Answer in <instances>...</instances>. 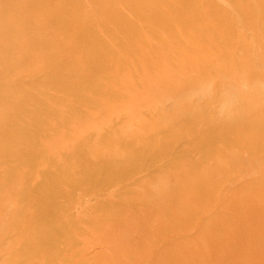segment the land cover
Returning a JSON list of instances; mask_svg holds the SVG:
<instances>
[{"label":"rangeland","instance_id":"rangeland-1","mask_svg":"<svg viewBox=\"0 0 264 264\" xmlns=\"http://www.w3.org/2000/svg\"><path fill=\"white\" fill-rule=\"evenodd\" d=\"M143 1L152 4L150 14L159 11L163 14L168 8L175 10L173 19L170 21L166 16L160 25L164 30H169L170 25L179 27L177 41L191 49L185 57L196 55L201 46L211 50L204 45L203 39L198 37L189 42L187 38L190 32L198 33L200 25L215 29L220 24H227L230 17L233 36L223 43L226 47L219 48V51L226 50L238 40L239 43H247L252 50L262 37H258L257 29L264 31V10L253 8L247 25L235 7L240 0H0V204L15 209V217L20 220L17 228L0 225V264H42L44 261V264H93V261L101 264V260L97 259L103 251L120 257L123 255L124 259L125 244L121 246L114 239L109 241L107 231L103 237L108 226L105 222L117 221L123 213L156 210V189L161 184L171 185L166 179L158 180L163 170L176 165L186 168L189 173L208 170L214 165V154L221 157L228 154L227 151L215 153L212 147L192 150L189 136L175 138L187 127L172 132L168 125L165 128H150L148 125V132L139 137L138 142L136 139L132 142L131 138L122 139L117 134L125 128L123 119L114 117L107 120V115L101 111L81 122L88 125L95 122L101 126V120H104L98 134L91 136L84 133L80 142L68 150L64 139L78 131L79 127H74V131L68 125L74 117L72 112L64 117L62 115L75 109L74 102H85L83 94L76 93L78 90L75 88L79 87L74 84L76 78L71 75L75 77L78 71L85 70L81 78L83 89L84 92L91 89L86 84L101 80L108 75V71L103 67L87 69V61L90 56L97 57L98 62L107 61L106 48L112 46L115 40L118 45L109 53L115 58L119 55L121 60L125 59L121 53L130 41L127 29L130 22L136 23V19L128 16L127 12L131 11L133 3ZM262 1L242 0L252 5ZM156 20L147 19L145 22L155 23ZM76 24L89 34L88 39L79 40L75 36ZM77 30L80 32V28ZM75 39L82 41V46L86 47L71 49L74 46L68 42ZM211 42L221 43L220 36L217 34ZM153 45L157 46V43ZM64 47L70 49L65 51ZM61 51L67 55L64 60L61 58L62 64L57 67L54 62L59 60ZM176 51L174 49L173 52ZM46 53H52L44 61L46 70L39 69L35 56L41 59ZM135 53L132 52L131 57L134 58ZM178 53L183 54L181 50ZM71 61L74 68H70ZM63 64L65 68L60 71L59 67ZM147 66H142V74L138 72L137 75L129 65L128 68L118 67L116 72L122 77L131 73V76L145 79ZM162 70H159L158 76L167 73ZM171 70L173 66L168 65L167 71ZM63 76L71 77V83L61 82ZM97 84L100 88L101 84ZM100 98L95 102L103 105L106 98ZM120 102L130 104L132 100L123 98ZM159 107L167 115L173 103L167 99ZM80 115L83 118L86 116L82 111H79ZM117 118L120 120L117 121ZM134 118V122L153 118L148 121L150 124L159 123L154 119L158 120V113L153 109H139ZM61 139V144L55 142ZM260 145L264 149V138ZM241 151L239 163L221 180L224 191L230 193V197H235L238 187L251 185L262 178L249 163L248 154ZM210 152L213 154L211 157L208 156ZM38 175L40 178H37ZM20 184L25 188L32 185V188L21 192V189L18 191ZM168 202L165 200L164 204ZM216 209L219 211V206ZM256 212H252L253 218L257 217ZM158 219V216L151 215L148 221L158 225ZM34 227L42 228L50 241L42 258L31 263L30 259L22 258L31 245L18 244V238L20 232ZM114 229L119 230L116 226ZM118 235L135 239L139 230L135 227L127 232L120 230ZM191 235L190 230L170 231L163 243L171 245L181 237ZM100 237L103 241L97 242ZM15 240L16 245L10 243Z\"/></svg>","mask_w":264,"mask_h":264},{"label":"bare ground","instance_id":"bare-ground-1","mask_svg":"<svg viewBox=\"0 0 264 264\" xmlns=\"http://www.w3.org/2000/svg\"><path fill=\"white\" fill-rule=\"evenodd\" d=\"M150 5L152 4L148 1L133 3L131 11L127 12L128 16L136 19V23L130 22L127 29L130 41L121 53L122 57L125 55V59L121 60L117 54L115 58L109 53L118 45L117 40L106 48L109 58L107 61L98 62L97 57L90 56L87 69L103 67L108 71V75L104 76L102 81L86 84L91 89L84 92L81 78L84 77L85 70L78 71L76 74L78 78L70 74L76 78L73 81L79 87L75 88L78 90L76 93L83 94L85 102L80 100L74 102L75 109L62 115L64 117L72 112L74 117L71 122L68 121V125L72 130L79 127L78 131L74 130L69 138L64 139L68 150L80 142L84 133H90L91 136L98 134L104 120H101V126L95 122H92V125L81 122L101 111L100 113L107 115V120L114 117L123 119L125 128L117 134L122 139L131 138L132 142H135L134 139L138 142L139 137L148 132V125L150 128L154 126L165 128L168 125L172 132L180 127L184 129L187 127V130L175 138L189 136L187 138L190 139L192 150L201 151L203 148L212 147L215 153L227 151L228 154L221 157L216 154L213 156L210 152L208 156H213L214 165L208 170L189 173L186 168L178 167L179 165L163 170L158 180L166 179L171 185L167 187L161 184L156 189L155 207L158 206L156 210L123 213L119 220L105 222L108 226L104 233L106 231L109 233L107 234L109 241L114 239L121 246L125 244L126 257L122 259L123 255L120 257L103 251L97 260H101V264H125L126 258L128 264H264V149L260 145L264 138V31L257 29L258 37H262L252 50L247 43H239L238 40L234 45L227 46L226 50L219 51V48L226 47L223 43L233 36L230 17L227 24H220L215 29L200 25L199 32H190L187 38L190 42L199 37L211 50L201 46V54L197 51L196 55L185 57L191 49L185 48L180 40L177 41L179 27L170 25L169 30H164L160 25L166 16L171 21L175 10L168 8L163 14H160V11L157 14L155 12L150 14ZM235 5L247 25L253 8L264 10V1L252 5L240 0ZM154 18H157L156 22H150ZM147 19L150 21L145 22ZM75 27L80 28V32L77 29L74 31L79 40L89 38L83 27H78L77 24ZM217 34L221 43L214 44L211 40H214ZM68 43L74 46L71 49L86 47L82 46L84 44L82 41ZM156 43L157 46H154ZM67 48L70 49L64 47L65 51ZM174 49L177 51L173 52ZM180 50L183 54L177 55ZM132 52H136L134 58L131 57ZM162 52L165 54L161 55ZM63 53V51L59 53V60L53 61L55 66L62 64L67 55ZM51 55L52 53L42 54L41 59L40 56H35L39 69L46 70L44 61ZM59 61L60 64L57 63ZM69 65L71 67L68 65L66 67L74 68L72 61ZM128 65L134 69L136 75L138 72L142 74V66L148 65L145 79L136 75L131 76L129 72L122 77L116 72L118 67L128 68ZM168 65L173 66V70L167 71ZM64 68L63 64L59 70L63 71ZM161 68L167 73L158 76ZM70 79L71 77L63 76L60 81H67L70 84ZM97 83L101 84L100 88ZM102 96H105L106 102L103 105L96 103L95 101ZM123 98L131 99L132 103L120 102ZM167 99L173 103V107L166 115L159 105ZM100 100L103 101L102 98ZM139 109H153L158 113V120L154 119L159 123L150 124L148 121L153 118L134 122V116ZM79 111L86 116L84 118L79 116ZM55 142L61 144L63 141L61 139ZM231 149L233 151L229 152ZM240 151L248 154L249 163L259 171L262 178L251 185L238 187L235 190L237 195L233 193L235 197L231 198L228 196L230 193L224 191L221 180L239 163ZM18 186V191L21 189V192L32 188V185L26 188L21 184ZM165 200L169 201L166 203L168 205L164 204ZM217 206L220 208L219 211L216 209ZM14 210L0 204V225H7L12 229L20 226V220L15 217ZM254 211L258 214L255 218L251 216ZM149 215L158 216V225L148 221ZM114 226L119 230L114 229ZM134 227L139 230V235L135 239L127 235L122 237L118 235L120 230L127 232ZM30 229L20 232L18 244L31 245L30 250L26 251L27 255L22 258L30 259L32 263L42 258L50 240L42 228ZM189 230L191 236L181 237L171 245L163 243L170 231ZM105 236L106 233L103 237ZM101 239L100 237L96 241H103ZM15 242L17 241L10 243L16 245ZM41 245L43 247H40ZM225 248L229 251H222ZM93 264L96 262L93 261Z\"/></svg>","mask_w":264,"mask_h":264}]
</instances>
